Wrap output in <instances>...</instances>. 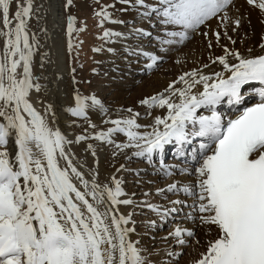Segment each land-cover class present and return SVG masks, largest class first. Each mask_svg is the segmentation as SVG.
Returning a JSON list of instances; mask_svg holds the SVG:
<instances>
[{
	"label": "snow or ice",
	"instance_id": "1",
	"mask_svg": "<svg viewBox=\"0 0 264 264\" xmlns=\"http://www.w3.org/2000/svg\"><path fill=\"white\" fill-rule=\"evenodd\" d=\"M119 2L145 9L142 18L155 14L160 24L180 27L179 31H166L169 39L157 37L161 46L190 41L213 18L218 17L225 29L229 23L235 25L233 31L241 24L240 17L233 20L228 15V9L235 8L234 0ZM12 3L13 0H0L3 42L0 47V264H154L144 255L146 249L136 246L139 241L130 238L135 232L134 226H128L136 223L134 209L147 207L163 220L178 213L177 206L185 202L172 200L171 208L160 211L159 206L144 201L121 199L127 196L123 181L113 175L111 184H100L95 169L86 174L80 170L84 167L82 163H74L68 145L95 139L112 146L113 156L135 148L134 156L151 159L154 151H163L168 144L182 148L196 137H206L209 142L200 145L195 183L174 180L157 190L158 194L183 193L191 197L192 211L186 214V219L209 226L206 235L214 230L215 235L207 240L206 249L195 264H264V54L245 56L223 45V54L210 56V64L203 65L209 68L219 64L223 71L205 74L193 69L171 82L163 93L140 101L149 109L166 110L167 114L155 116L151 125L139 124L140 114L128 108L127 116L106 121L112 127L91 136L78 135L71 141L54 126L56 116L51 105L42 114L31 102L32 90L40 92L45 87L36 82L40 77L33 73L34 49L39 44L28 28L34 15L33 0H15L14 13ZM246 3L264 13V0H246ZM71 5L72 0H67L66 7ZM110 7L114 5H101L95 13L101 18L100 26L106 21L124 23L112 19ZM74 22L75 17L69 16V35L74 31ZM134 32L139 36L152 35L144 29ZM215 35L219 43L221 33ZM223 35L232 44L236 43L227 31ZM114 36L124 37V34L105 30L100 38L111 41ZM208 47L212 48L211 42ZM260 47L264 49V43ZM129 54L151 60L148 68L161 59L142 49ZM252 82L261 85L259 101L244 107L235 119L223 122L216 106L225 98L229 104H241L243 89ZM178 84L183 87H177ZM73 101L74 106L66 110L95 129L89 110L106 113L102 100L94 94L76 92ZM199 109H208L211 115H200ZM144 127L152 130L139 131ZM117 134H123L126 142L117 143L114 139ZM88 150L96 156L93 144H88ZM123 168L121 165L117 171ZM178 174L192 175L193 171L183 168ZM164 175L172 176L173 171L166 168ZM119 205L133 206V211L125 215L119 211ZM195 235L193 229L177 225L164 239L171 237L183 246Z\"/></svg>",
	"mask_w": 264,
	"mask_h": 264
},
{
	"label": "bare ground",
	"instance_id": "2",
	"mask_svg": "<svg viewBox=\"0 0 264 264\" xmlns=\"http://www.w3.org/2000/svg\"><path fill=\"white\" fill-rule=\"evenodd\" d=\"M114 3L119 11L116 12L118 17H112V19L123 20L124 23L106 21L108 30L123 33L124 37L114 36L111 41L105 40L103 44L104 51L100 52L104 56L102 59L107 63L105 67L107 69L118 68V71L106 75L107 79H99L102 83H95L90 93L82 94L76 82L73 83V69L69 62L68 25L63 0H33L34 15L29 19L28 28L30 36L35 35L39 41L38 46L34 49L33 73L34 76L40 77L36 82L45 87L40 92H36L35 89L32 90L31 102L42 114L51 105V110L56 116L54 126L58 127L71 141H75L78 135L91 136L96 131L112 127L113 125L106 123V121L127 116L128 113L125 110L128 108L140 114L137 118L139 124L151 125L154 122V117L165 116L167 114L166 110L161 108L149 109L141 105L140 101L146 97L163 93L171 82L177 80L180 75L191 72L193 69H199L205 74H211L213 71H223L222 66L219 64L210 65L209 68L203 67L205 64H210V56L215 57L223 54V45H227L230 49L237 50L245 56L255 57L264 54V49L260 47L264 43V13L248 5L246 0H234L235 8L228 9V15L233 20L237 17L241 18V24L235 31L232 30L235 25L231 23H229L227 29L221 27V21L217 17L202 25L197 33L193 34L191 41L171 46H161L157 37L169 39L170 37L165 35L166 31H179V26L162 25L155 17V14L149 18H142L141 13L145 10L142 7L123 4L119 0H114ZM146 3H155V0H146ZM15 10V0H13L11 12L14 13ZM135 17H140V23L138 25H130ZM134 29H144L152 35L150 37L139 36L135 34ZM225 31H227L228 36L232 40L236 41L235 44H232L223 35ZM204 32H207L208 35L204 36L202 34ZM216 32L221 33L219 43L216 40ZM209 42L212 44L211 49L208 47ZM2 46L3 42L0 40V47ZM185 46L186 48L188 46L189 50L187 49L188 52L184 54L183 47ZM162 47L166 50H161ZM109 48L114 51L109 52ZM141 49L161 57L159 61L170 58L167 64L159 65L162 69L161 77H155L154 74V69L159 61L155 64V67L148 68L147 65L152 63L151 60L140 55L129 54L132 50L139 51ZM249 49H251V52H249ZM41 62L43 63L42 67ZM159 66L157 65V67ZM126 72L128 74L127 77L125 76L126 79L120 80ZM134 73L142 75L137 77L133 75ZM253 86V83L245 86L243 97L253 95ZM177 87H183V85L178 84ZM256 89H260V87L257 86ZM76 92L81 95L94 94L104 103L107 110L106 113H102L98 109L89 110V119L92 124L96 125L95 129L84 119L73 117L66 110L74 106L73 96ZM231 107L234 108V112L239 108L238 105L229 104L227 98H225L220 105L216 106V111L223 109L227 117H232ZM198 114L211 115V111L199 109ZM48 118L51 119L50 113ZM160 128L163 130V126H160ZM151 130L150 127L139 129L141 132ZM114 139H116L117 143L126 142V137L123 134H117ZM192 139V146L189 145L186 149L178 147L172 152L168 150L169 145H166L165 155H161V152L159 153V150H157L154 151V155H151V159H148L147 156H134L133 152L137 151L135 148L125 149L123 153L113 156L112 146L103 144L95 139L82 141L78 144L72 143L68 145V148L74 154V163H82L84 165L80 169L81 171L87 174L90 169L96 170L98 173L97 180L100 184H111L113 175L117 179H121L123 181L122 187L127 193V196L121 197V199L131 198L137 203L144 201L159 206V210L163 211L165 208L172 207L170 201L176 199L184 201L185 197L183 193L173 194L165 192L158 194V189L166 188L174 180L192 184L196 181L194 169L198 167L197 160L199 159L200 145L209 141L206 137ZM89 143L95 146V157L88 150ZM169 155H174L175 160L173 161V159L169 158ZM61 163L63 164L64 162L61 161ZM121 165L124 168L121 171H117ZM166 168L173 171L172 176L164 175ZM183 168L192 170L193 174H178L179 170ZM133 193H135L134 196L132 195ZM145 193H148V195H145ZM88 199L90 202L95 203L91 197H88ZM192 202V198L189 197L186 207L183 204L177 206L180 211L172 214L176 221H172V228L168 230H164V219L162 220L156 212L147 207L134 209L135 215L133 219L136 223L128 226H134L135 232L130 234V238L133 241H139L136 246L146 249L144 255H147L154 264L180 263L181 255L186 250L189 253V250L192 249V239L183 246L176 243L171 237L167 240L164 239L177 225L193 229L195 232L198 231L202 237V240L200 239L197 244L199 248L195 250V254L192 253L193 255L189 259H184L185 264H195V261L200 258V253L205 251L207 240L215 235L214 230L208 235L205 234L208 232L209 226H200L199 221L193 222L186 219V214L190 210L192 211L190 207ZM118 207L119 211L125 215L133 211V206L130 205H119ZM151 221H155V224H150ZM169 252L177 255L169 256ZM184 262L182 261L180 264Z\"/></svg>",
	"mask_w": 264,
	"mask_h": 264
},
{
	"label": "rangeland",
	"instance_id": "3",
	"mask_svg": "<svg viewBox=\"0 0 264 264\" xmlns=\"http://www.w3.org/2000/svg\"><path fill=\"white\" fill-rule=\"evenodd\" d=\"M64 3V12H65V17L68 25V17L72 16L75 17V22H74V31L69 35L68 33V26H67V34H68V47L69 43L71 42L72 47L71 49L69 48V62L71 64V67L73 69V75H74V80L76 82L77 87L82 91L81 93H90L91 89L93 88V85L99 84V79H107L105 77L106 75L110 73H115L117 72V69H107L105 65L107 63L102 59L104 58L103 54L101 53L104 51L103 44H104V39H101L100 37L103 36V33L105 30H108V25L106 22L103 23V26H100L101 24V18L95 13L100 10L101 5H114V7H110L108 11L111 13L112 17L117 18L119 10L117 9V6L114 3V0H72V5L69 7H66L67 0H63ZM116 9V10H115ZM115 12V14H113ZM140 17H135L134 21L130 23V25H138L140 22ZM129 23V22H128ZM127 23V24H128ZM80 29H83L81 31ZM191 41V40H190ZM94 48H101V52H96L93 51ZM185 48V49H184ZM188 46L186 48L183 47V53H187ZM107 50V49H105ZM189 50V49H188ZM170 58L168 59H162L161 61L158 62L159 65H164L165 63L167 64L169 62ZM155 67L154 69V74L155 77H161L160 73H162L161 66ZM171 68V67H168ZM171 72V71H169ZM127 72L123 74L122 79H126L127 77ZM130 75V74H129ZM132 75V74H131ZM133 75L139 77L142 74L139 73H134ZM104 76V78H103ZM126 76V77H125ZM109 78V77H108ZM102 83V82H100ZM104 92V91H103ZM104 96V93H103ZM169 158L175 160L174 155H169ZM184 198V206L186 207L188 205L187 201L189 200V197L183 194ZM191 212V210H190ZM172 221L174 220L173 216H169L166 219H164V230H168L172 228ZM195 238L192 240V250L190 253L185 251L181 255V258L179 261H183L184 259L187 258L189 259L190 256L195 254V250L199 248V245H197V241L200 242V239L202 240L201 233L196 231L195 232ZM204 241V240H203ZM193 253V254H192ZM180 262V263H181ZM176 263V264H180ZM185 264V262L183 263Z\"/></svg>",
	"mask_w": 264,
	"mask_h": 264
}]
</instances>
